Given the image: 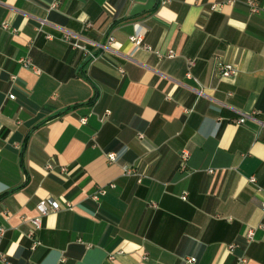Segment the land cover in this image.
<instances>
[{"label":"crops","instance_id":"0c3cea01","mask_svg":"<svg viewBox=\"0 0 264 264\" xmlns=\"http://www.w3.org/2000/svg\"><path fill=\"white\" fill-rule=\"evenodd\" d=\"M53 1L0 0L9 264H264V0Z\"/></svg>","mask_w":264,"mask_h":264},{"label":"built area","instance_id":"2783aa9c","mask_svg":"<svg viewBox=\"0 0 264 264\" xmlns=\"http://www.w3.org/2000/svg\"><path fill=\"white\" fill-rule=\"evenodd\" d=\"M171 1H173V0H165L164 2L165 3H169ZM58 4H59L58 1L54 0L53 3L50 5V8L51 9H56L58 7ZM248 4H249V6L251 8V11L253 13H258L261 10H264V6L263 7H259L258 4L256 3V1H249ZM88 26L90 27V25H88ZM2 27L4 29H7L8 28L7 23H2ZM48 38H51V36H48ZM69 39H70V37H68V35H66L65 40L69 41ZM131 40L137 46H142V44H143L142 43V38L140 36L132 37ZM113 42H114V38H112V37L109 38V41H108L109 45H112ZM74 46L77 47V48L84 49V47H82L78 43H75ZM146 48L149 49V47H146ZM169 56L170 57L173 56V53L171 52L169 54ZM22 62H23V64L25 66L33 67L30 59L23 60ZM189 65L190 66L193 65V62H190ZM33 68L37 72H39V69H37L36 67H33ZM218 70H219V73H220V75H221V77L223 79L233 77L237 73V70L235 69V67L233 65H231L229 63H224V62L219 63ZM189 75H190V73H188V76ZM9 97L11 99L15 98L14 95H10ZM244 122H245V119L242 118V119H240L238 121V124H242ZM260 123H261V126L264 127V120L261 121ZM140 138H143V136L140 135ZM189 156H190V153L187 150H184L181 153V167L180 168H181L182 171H185L187 169V161L189 159ZM107 158H108V161L110 163L117 162V157H116V154H114V153L108 154ZM45 169L49 173H53L54 171H57L58 175H60L61 177H67V176H69L71 174V170L68 167L55 166L52 163H48L46 165ZM123 170H124V175L136 176V173H135L134 169L129 167V166H123ZM210 173H213V171H210ZM250 182L252 184H255L256 183V178L252 177L250 179ZM110 187L111 188H115L116 186H115V184H112V185H110ZM100 193L105 194L106 193V189L100 190ZM186 198H187L186 196L183 197V199H186ZM92 199L94 201H97L98 200V196L94 195L92 197ZM71 207H72L71 204H67V208H71ZM37 210H38L39 215L31 220V223L33 225V229L31 231H29V233L27 234L28 238L31 241H33L32 250H34L39 245V242L35 240V235H36V232L42 228L43 218L46 217L47 215H49L50 213L58 212L59 210H61V207L54 199H47V200H42V201L39 202V204L37 205ZM5 232L6 231H5L4 228L0 229V245H1L2 239H3L4 235H5ZM254 236H255V229H249L248 232L245 235V240L249 243V242H251L254 239ZM237 247H238V245H232V246L229 247V250L232 252ZM239 260H240L241 264H245L247 262L246 258L243 257V256L240 257ZM0 262L5 263V264H9L8 257L1 251H0ZM186 263L187 264H195L196 263V258H190V259L187 260Z\"/></svg>","mask_w":264,"mask_h":264},{"label":"trees","instance_id":"16d2710c","mask_svg":"<svg viewBox=\"0 0 264 264\" xmlns=\"http://www.w3.org/2000/svg\"><path fill=\"white\" fill-rule=\"evenodd\" d=\"M96 98H97V95H95V97H93L92 102H94L96 100Z\"/></svg>","mask_w":264,"mask_h":264}]
</instances>
